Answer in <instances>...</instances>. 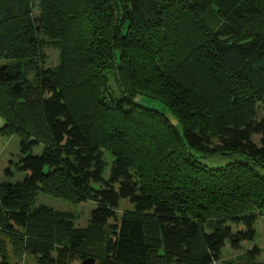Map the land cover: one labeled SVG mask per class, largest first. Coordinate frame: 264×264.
I'll list each match as a JSON object with an SVG mask.
<instances>
[{
	"label": "trees",
	"instance_id": "1",
	"mask_svg": "<svg viewBox=\"0 0 264 264\" xmlns=\"http://www.w3.org/2000/svg\"><path fill=\"white\" fill-rule=\"evenodd\" d=\"M0 61L25 174L0 183V264L19 229L35 264H264L223 261L264 226V0H0ZM38 192L94 203L88 225Z\"/></svg>",
	"mask_w": 264,
	"mask_h": 264
},
{
	"label": "rangeland",
	"instance_id": "2",
	"mask_svg": "<svg viewBox=\"0 0 264 264\" xmlns=\"http://www.w3.org/2000/svg\"><path fill=\"white\" fill-rule=\"evenodd\" d=\"M46 54L48 56V65L49 66H57L59 64V54L56 50L47 48ZM4 62L0 61V66ZM114 87V86H113ZM117 91L115 88H113ZM120 96V95H119ZM141 101L143 105L147 107L154 108L160 114L164 115L178 130V132L182 135L183 128L181 124L175 120L168 108L163 104L155 100H137ZM0 122H3V119L0 118ZM259 136H254L253 141L256 144H259ZM20 138L18 136L12 137H3L0 135V183L3 182H18L23 181L25 178V174L17 168V164L20 161L21 153H20ZM42 152V148H37L34 150V154H40ZM107 156V169L106 176L108 175L111 159ZM208 164H211L214 167L223 168L227 164L230 163H247V159L245 156L241 154H231L228 156L217 155L208 160ZM10 171V174L6 173ZM264 175V170H258ZM39 205H44L50 209L52 213H61V212H71L76 216V225L78 227H86L88 225V214L90 216L91 211L94 209L95 205L92 202L82 203V204H74L65 199L53 197L51 195L38 192L37 197L34 201L33 208H37ZM131 204L128 201H124L121 203L119 208V216L125 210L131 209ZM264 226L262 222H259L257 225V240L256 244H243V248L240 251L231 250L229 246L226 247L224 251L223 261L225 262H240L242 258L245 256V251L248 249H254L255 246L259 249L260 255H258V261L264 263ZM17 234L20 237H3V239L7 242L8 245V260L9 264H35V260L32 256L29 255L27 250L24 247V243L26 240V235L24 231L20 229L17 231ZM20 238H24V241H19ZM72 264H82V261H73Z\"/></svg>",
	"mask_w": 264,
	"mask_h": 264
},
{
	"label": "water",
	"instance_id": "3",
	"mask_svg": "<svg viewBox=\"0 0 264 264\" xmlns=\"http://www.w3.org/2000/svg\"><path fill=\"white\" fill-rule=\"evenodd\" d=\"M82 264H95L92 260H86Z\"/></svg>",
	"mask_w": 264,
	"mask_h": 264
},
{
	"label": "crops",
	"instance_id": "4",
	"mask_svg": "<svg viewBox=\"0 0 264 264\" xmlns=\"http://www.w3.org/2000/svg\"><path fill=\"white\" fill-rule=\"evenodd\" d=\"M4 125V121L3 122H0V128H2Z\"/></svg>",
	"mask_w": 264,
	"mask_h": 264
}]
</instances>
